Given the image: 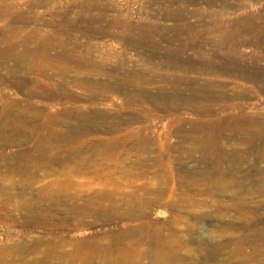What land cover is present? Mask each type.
<instances>
[{
	"label": "rangeland",
	"instance_id": "374dc122",
	"mask_svg": "<svg viewBox=\"0 0 264 264\" xmlns=\"http://www.w3.org/2000/svg\"><path fill=\"white\" fill-rule=\"evenodd\" d=\"M6 1L0 0V5L6 4L7 10L10 7L9 18L0 22V32L7 36L11 32L9 36L14 38L21 30L25 36L35 27L14 23L15 18L36 16L38 22L55 23L52 28L42 27L43 34L49 31L47 34L52 32L55 36L57 29L56 41L69 47L79 45L80 50L92 44L93 58L104 60L109 69L126 61V67L120 70L121 77L139 69L153 77L160 76L152 84L137 86L127 82V92H137L139 99L173 95L171 78H178L185 71L160 64L166 62L164 57L198 60L214 53L213 43L198 48L196 42H182L171 32L174 27H219L230 31L248 24L264 36V0H228L230 5L226 7L222 0H193L185 6L182 0ZM184 9H189L186 20L177 18L176 11L171 13ZM167 13L173 17L167 19ZM114 19L155 26V37L139 47L126 45L120 39L103 38L101 32L114 24ZM117 29L121 30L114 28ZM86 30L97 36L85 34ZM256 40L251 42L254 45L237 51L233 46L219 49L232 54L242 65L260 68L259 74L264 76V45ZM165 52L169 54L165 56ZM0 73L6 77L5 68ZM36 76L27 75L29 79L43 80ZM190 76V80L198 82L199 77ZM14 79L7 78L0 94L23 104L29 99L30 87H16ZM91 79L98 83L96 88L100 92L104 89L93 102L84 98L79 102H61L65 108L81 107L87 117L67 119L56 134L37 133L33 138L0 148V264H264V180L259 176L264 171V155L261 162H256L258 155L248 153L245 145L234 141L227 142L221 151L219 146L213 147L205 155L195 148L202 136L191 131L194 124L209 122L214 117L201 116L198 105H180L175 112L141 101L124 106L125 91H120L117 83L103 86L104 78ZM213 79L216 85L223 84V79ZM203 80L199 82L204 83ZM226 85L234 87L229 81ZM69 90L85 95L75 87ZM29 100L45 103L51 116L60 111L59 102L46 103L39 97ZM227 101L212 103L215 114H220L217 118L232 114L233 110L225 107ZM231 104L239 105L237 110H244L245 115L264 124V89H256L249 97ZM95 112L110 115L101 127L119 124L128 131L106 132L100 126L87 134L71 131L87 126ZM133 114L138 121L132 122ZM6 124L2 126L5 128ZM49 143L63 148L42 153L39 147ZM235 153L241 154L245 163L218 160L221 154L230 158Z\"/></svg>",
	"mask_w": 264,
	"mask_h": 264
},
{
	"label": "bare ground",
	"instance_id": "6f19581e",
	"mask_svg": "<svg viewBox=\"0 0 264 264\" xmlns=\"http://www.w3.org/2000/svg\"><path fill=\"white\" fill-rule=\"evenodd\" d=\"M13 1L14 0H12V2ZM169 1L170 3H174L177 0H169ZM212 1L214 0H210V2ZM222 1L224 5L223 7H226L227 4L230 5L228 0H222ZM192 2L194 1L182 0V4L184 6ZM7 8L8 7L6 6V4L5 6L0 5V22H5V20L9 18V14L7 11L10 9V7L8 10ZM224 9L226 8H222V10ZM174 11H176L175 13L177 14V18L182 20H186L187 14L189 15V9H184V11L172 10L171 13ZM171 13L166 14L167 19L173 17ZM263 15H261V17ZM105 20L106 18H104V21ZM115 20L116 19H114V21ZM121 20L123 21L125 19H121ZM38 21L39 20L36 16L35 18L29 17V19L22 17L14 19L13 21L14 23H22V24H27L29 26L34 25L35 27L40 26V28L32 27L33 29L32 30L30 29L31 30V31L29 30L30 32L27 31L28 33L25 36L21 35L24 33V32L21 33L22 30L20 32H17L14 35V38L9 36L11 32H8L9 33L8 36L0 32V69L3 68L4 70L5 68L6 71V77L1 76L0 73V89L6 86L7 78H15L14 79L15 81L13 80L14 86L28 87V88L30 87L27 92V97L29 99H34L35 97L36 98L39 97L42 98L43 101L45 100L46 103L48 101L68 103V101L79 102L80 99L84 98L88 102L90 101L93 102V100H95L100 96V94L104 91V89H102L100 92V90L96 88L98 83H96L94 80L92 81L91 78L101 77L105 79V84H102L103 86H107L109 82L114 81L115 83H117V87L120 91H125L124 96L127 99L123 104L124 106L125 104H131L133 102L135 103L141 101L144 103L147 102L149 106H154V105L157 107L163 106L164 109L170 112H175L178 111L180 105L185 106L186 108H193L196 105H198L197 107L198 113L201 116L207 115L214 117L211 120H209V122L200 120L201 122H199L198 124H194V130L191 131L193 134L198 133L200 136H202V141L198 145H195V148H199L200 150H202L205 155L208 153L209 149L213 147L219 146L221 151L223 147L227 144V142L231 143L232 141H234V142H240V145L242 144L245 145V148L247 149L248 153L258 155L256 162L262 161L263 159L262 155H264V124H261L260 123L261 120L259 121L258 118L256 117L254 118L245 115L244 110L242 111L241 107H239V109L241 110H237L239 105L231 104V101L237 99H245L249 97L252 92L254 93L256 89H264V76L262 74H259L261 71L260 68H257L255 65H254L255 67L252 66V68H250L251 66L248 67L245 64L242 65L241 64L242 62L239 59L232 58L231 56L232 54H230L229 52H223L219 49V47L221 46H233L234 49L237 51L241 47L243 48V47L251 46L253 44L251 42L255 41L256 39L257 42H259L261 45L262 44L264 45V36L262 35V33L260 34L258 33V31L253 30L254 27L252 29V26L250 27L248 26V24L246 26L243 25V27H240L241 25L240 24L236 26L234 30H230V31L223 30L222 28L219 27L215 28L217 30H213V29L198 30L195 27L188 25H183L181 27H176V28L174 27L171 30V32L174 33V35H177L176 37L179 38L182 42L187 41L185 42L187 44H195L193 42H196L198 43V48H200L202 44L208 46L209 44L213 43L212 45L213 49L212 46L211 49L214 53L211 54L212 56L210 58L209 57L199 58L198 60H195L193 58L168 59L169 58L168 56H167L168 58L164 57L166 58L165 63L167 64L165 63L164 64L160 63V64L164 66H169L171 69L176 71L179 70L185 71V74H181L180 76H178V78L175 77H174L175 79L171 78V80H173L172 82L169 78L173 86L172 90H174L173 95L167 94L166 96H163L161 98L145 97L146 99H139L137 92L134 93L127 92V90L125 89V85L127 84V82L132 81V83L133 82L134 84L136 83L135 85L137 86L138 84H152L155 81L159 80V78L161 79L160 76L155 75L153 77L151 76V74L149 75L146 74L145 69H139V71H134L133 73H130V75L128 74L126 76L121 77L120 70H122L124 66L126 67V65H124L126 61L117 68L109 69L105 65L104 60L99 61L94 59L96 57L93 58V53H92L93 47L91 46L92 44H90V46L86 45L85 47L86 49L82 48L83 50L82 49L80 50L79 45L78 46L71 45L72 47H69V45L67 46L61 43L63 41L59 42L55 40V36L57 37L59 34L57 29L54 31L57 34L55 36L53 35L52 32L50 35L47 34V32L49 33V31H46V34H43L44 28L42 29V27L48 26V28L49 27L52 28L55 23L52 22L53 23L52 25V23L50 24L49 22L46 21H42V22H38ZM98 25L99 24H97V26ZM55 26H57V24ZM87 26L85 28H87ZM116 27L117 28L119 27L121 30L118 29L114 30V28L116 29ZM102 29L104 28L102 27ZM156 29L157 27L151 25L142 26L139 24H133V22L130 23L126 21V23H121V21H115L114 24H112L107 29H104L101 32L102 33L101 36L103 38L109 37V38L120 39L126 42V45L139 47L143 44V42H146L147 44V41L149 42L151 41V38L155 37ZM235 29L237 30L235 31ZM135 30L137 31L134 32ZM71 31L74 32L73 30H70L69 32L71 34H72ZM76 31L79 30L76 29ZM262 31L264 30L261 29V32ZM15 32H13V34ZM81 32L82 31H80L79 33ZM84 33L92 35V33H90V31L87 30ZM75 34L78 35V33ZM94 35L92 36L93 37L97 36ZM69 36L72 39L73 36L71 35ZM88 36L87 39L90 38V37L88 38ZM76 37L77 36H75V39L78 40V38ZM257 44L256 46L258 47ZM258 49H255L253 51L254 54H256L257 52L256 50ZM154 54L157 55V52L155 51ZM166 54L169 53L165 52L164 55L166 56ZM9 62H13V64L7 65ZM154 65H158V64L154 62ZM31 73H34V75L37 74L38 77L39 76L43 77V80L39 82L40 79L39 80L35 79L38 81H35L34 79H29L27 75L28 74L31 75ZM19 74H22V76H19ZM190 75H193L192 79L195 76L196 78L199 77V79H205L203 80L205 82L200 83L199 79L198 82L197 80L196 81L190 80L191 78ZM213 78L215 79L219 78L220 80L223 79V81H220L223 82V84L216 85L214 82H212V80H214ZM228 81L230 83H233L234 87L232 86L231 88H229L228 85H226ZM69 87L78 88L79 91L84 92L85 95L82 96L81 94L72 92L69 90ZM228 92L230 93L232 92V96L229 97ZM29 99L28 101L23 102L22 104L21 101H19L20 102L19 103L17 101L7 98L2 93L0 94V106L2 108V109L0 108L1 109L0 118L1 117L3 118L0 121V148H2L3 146L5 147L7 144L14 141H18V140L24 141L30 139L34 134L37 133L42 134L47 132L48 136H50L51 133L56 134L57 132H59V130L62 129L63 126H65V123L68 121L67 119H69L70 121L71 118L80 120L83 119L84 117H87V115L83 113V109L81 107L65 108L64 106L66 105H64L63 103L59 105L56 103V105L59 106L58 109L60 111L59 113H55L54 114L55 116H51V114L47 113L48 112L46 110L47 107L44 106L45 103L44 105H40L38 102H33L30 101ZM224 100H228L227 102L229 103V104L227 103L225 107L227 109H231V111L233 110V112L232 114L231 112H229L230 116L228 114L229 117H226L224 119L221 116H220L221 118H217V116L220 114L218 115L215 114L216 111H214L212 103H216L218 101H224ZM204 103L205 105L206 103L209 104L211 103V104L210 105L207 104L206 107L204 108L202 106ZM226 108H224V111ZM235 109L237 112L235 111ZM91 118L92 119H90L87 126L85 127L79 126L74 129L71 128L72 129L71 131L79 132L82 134L94 132L98 130L101 127V125H104L106 119L107 121L109 120L108 118H110V115L106 113L98 114L95 112L91 114ZM131 118H133L132 122H136L139 119L138 116L135 114L131 115ZM3 120L5 122H2ZM4 123H7L8 127L6 124L4 128L2 126V124ZM67 128H68L67 130H69V127ZM101 128L103 129V131L105 129L106 132L111 131L113 133L128 131L126 130L125 125L121 126L119 124H112L111 126H108L106 128L105 127H101ZM41 140H43V138ZM189 140L191 143L194 144L191 136ZM224 141L226 143H223ZM42 144H44V142ZM88 146H89L88 148H90L92 145H88ZM60 148L61 147H55L53 144L49 143L43 147H39V150L45 154V153H49L51 150H56V149L58 150ZM62 148L60 150H62ZM218 160L219 162L243 164L245 163L246 159L241 154L235 153L230 158H227L226 156L221 154ZM259 176L261 179L264 180L263 178L264 171L263 172L261 171ZM262 182L264 184V181Z\"/></svg>",
	"mask_w": 264,
	"mask_h": 264
}]
</instances>
